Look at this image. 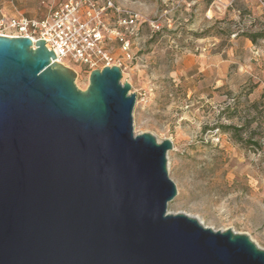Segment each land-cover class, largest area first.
I'll return each instance as SVG.
<instances>
[{
	"label": "water",
	"instance_id": "1",
	"mask_svg": "<svg viewBox=\"0 0 264 264\" xmlns=\"http://www.w3.org/2000/svg\"><path fill=\"white\" fill-rule=\"evenodd\" d=\"M0 36V264H264L246 235L170 214V140L135 135L116 66L77 74Z\"/></svg>",
	"mask_w": 264,
	"mask_h": 264
},
{
	"label": "rangeland",
	"instance_id": "2",
	"mask_svg": "<svg viewBox=\"0 0 264 264\" xmlns=\"http://www.w3.org/2000/svg\"><path fill=\"white\" fill-rule=\"evenodd\" d=\"M62 1L0 0V20L40 19ZM88 1L102 10L104 48L135 95L133 133L172 142L177 194L167 212L246 235L264 251V39L242 36L264 29V0ZM126 13L139 16L135 28L119 25ZM63 62L85 90L90 71Z\"/></svg>",
	"mask_w": 264,
	"mask_h": 264
},
{
	"label": "built area",
	"instance_id": "3",
	"mask_svg": "<svg viewBox=\"0 0 264 264\" xmlns=\"http://www.w3.org/2000/svg\"><path fill=\"white\" fill-rule=\"evenodd\" d=\"M107 6L112 4L108 1ZM101 11L88 0H64L40 19L18 14L0 20V36L26 37L33 43L44 40L46 48L55 55V62L68 59L90 72L100 70L112 61L103 45L106 37L99 19ZM138 21L136 13H126L119 25L133 29ZM115 34L129 58V40L121 33Z\"/></svg>",
	"mask_w": 264,
	"mask_h": 264
},
{
	"label": "trees",
	"instance_id": "4",
	"mask_svg": "<svg viewBox=\"0 0 264 264\" xmlns=\"http://www.w3.org/2000/svg\"><path fill=\"white\" fill-rule=\"evenodd\" d=\"M242 36L246 37L247 39H249L251 43L255 44L257 40L264 39V29H260L255 32L246 31L242 33ZM252 144L255 145L256 143H252Z\"/></svg>",
	"mask_w": 264,
	"mask_h": 264
},
{
	"label": "bare ground",
	"instance_id": "5",
	"mask_svg": "<svg viewBox=\"0 0 264 264\" xmlns=\"http://www.w3.org/2000/svg\"><path fill=\"white\" fill-rule=\"evenodd\" d=\"M58 63L59 64H62V65H65V63L64 62H61V61H58ZM112 65H109V66H107V67H111ZM66 67V66H65ZM103 69V68H102ZM101 70V69H100Z\"/></svg>",
	"mask_w": 264,
	"mask_h": 264
}]
</instances>
